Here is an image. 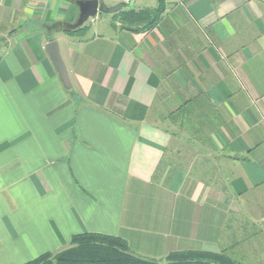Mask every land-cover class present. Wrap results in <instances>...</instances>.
<instances>
[{"label":"crops","instance_id":"crops-1","mask_svg":"<svg viewBox=\"0 0 264 264\" xmlns=\"http://www.w3.org/2000/svg\"><path fill=\"white\" fill-rule=\"evenodd\" d=\"M77 16L72 0H0V264L84 232L264 264V0H167L141 33L107 14L56 31L68 88L45 47ZM199 92L220 128L174 133L160 100L171 113Z\"/></svg>","mask_w":264,"mask_h":264},{"label":"trees","instance_id":"trees-1","mask_svg":"<svg viewBox=\"0 0 264 264\" xmlns=\"http://www.w3.org/2000/svg\"><path fill=\"white\" fill-rule=\"evenodd\" d=\"M76 1V0H72ZM167 12V0H155V5L136 8L125 7L112 15L114 21L121 22L128 30L141 33L157 27ZM72 23L53 24V40L56 31L75 33L83 30L86 23L77 29L71 28ZM51 26V24L49 25ZM185 52V51H184ZM1 58V55H0ZM186 68L187 66L184 65ZM193 106H196L193 108ZM193 109V110H192ZM217 107L208 96L199 92L190 99H185L178 108L173 110L169 118L175 124L177 116L183 119L182 125L189 133L204 137L206 128H220L222 122ZM161 167V166H160ZM159 171V168H158ZM23 264H243L236 261L226 252L206 250L172 251L163 259L138 255L130 250L127 241L119 236L84 232L72 236L67 247L46 252Z\"/></svg>","mask_w":264,"mask_h":264},{"label":"water","instance_id":"water-1","mask_svg":"<svg viewBox=\"0 0 264 264\" xmlns=\"http://www.w3.org/2000/svg\"><path fill=\"white\" fill-rule=\"evenodd\" d=\"M75 4L78 8V16L76 21L71 24L72 29L79 28L91 18L97 17L102 14L113 15L124 8V5L120 3L109 4L99 0H76ZM45 48L51 60L56 65L64 85L70 88V76L61 54L59 42L56 39H53L46 44Z\"/></svg>","mask_w":264,"mask_h":264},{"label":"rangeland","instance_id":"rangeland-1","mask_svg":"<svg viewBox=\"0 0 264 264\" xmlns=\"http://www.w3.org/2000/svg\"><path fill=\"white\" fill-rule=\"evenodd\" d=\"M155 5V0H134V2L130 5H128L129 7H136V8H143V7H150V6H153ZM128 6H124L125 9L128 8ZM77 7V5H76ZM173 92V88H172V85L166 81V86H164L161 90H160V95H161V98L163 96H165L166 94H171ZM161 102H162V99L160 100V104H159V107H158V110L161 112V117H165V118H169V115H170V108L166 107L165 106V109L164 110H161L162 107H161ZM176 106H174L172 110H174ZM176 109V108H175ZM183 119L180 115L177 116V118L175 119V121L177 120V125L174 124L171 119H167V122L166 124H168L172 130L174 131V133H179V134H183V135H189L188 131L186 130V128L184 127V125H182V122H183ZM185 121V119H184ZM181 129H180V128ZM186 132V133H184ZM190 136V135H189ZM177 147H172L168 150L167 154H166V158L164 159V162L163 163H169L170 160H171V157L169 155H172L174 149H176ZM161 172H163V168H161Z\"/></svg>","mask_w":264,"mask_h":264},{"label":"built area","instance_id":"built-area-1","mask_svg":"<svg viewBox=\"0 0 264 264\" xmlns=\"http://www.w3.org/2000/svg\"><path fill=\"white\" fill-rule=\"evenodd\" d=\"M99 1H104L109 4H122L124 6H128L134 2V0H99Z\"/></svg>","mask_w":264,"mask_h":264}]
</instances>
